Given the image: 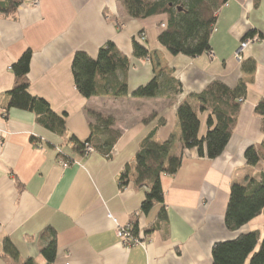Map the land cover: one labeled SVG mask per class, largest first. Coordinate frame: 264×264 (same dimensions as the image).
Returning <instances> with one entry per match:
<instances>
[{
    "label": "crops",
    "instance_id": "0c3cea01",
    "mask_svg": "<svg viewBox=\"0 0 264 264\" xmlns=\"http://www.w3.org/2000/svg\"><path fill=\"white\" fill-rule=\"evenodd\" d=\"M166 21V15L133 18L119 0H39L37 6L30 0L14 16H0V264L28 257L44 264L40 249L48 229L57 238L53 264H213L215 242L249 231L263 237L264 212L236 232L227 230L225 212L232 183L264 174V135L253 114L264 98V0H227L217 12L211 53L196 57L173 55L159 43ZM249 31L256 33L238 61L235 52ZM134 40L145 43L147 57L135 56ZM108 41L130 60L128 94L84 98L73 82V55L96 58ZM28 49L29 90L56 113H66L64 137L39 126L33 112L11 109L3 116L13 87L11 65ZM154 78V96H132ZM216 79L247 87L229 143L215 159L186 150L177 173L161 177L163 202L143 212L149 192L132 181L136 152L154 130L156 141L178 133V105ZM92 112L112 117L120 133L108 154L95 149L83 155L68 141L70 134L80 141L90 136ZM33 136L40 141L35 144ZM250 146L260 156L255 166L246 163ZM59 150L79 164L59 167ZM126 167L130 178L121 187ZM135 224L141 243L125 247L117 229ZM5 238L18 250V260L3 254Z\"/></svg>",
    "mask_w": 264,
    "mask_h": 264
},
{
    "label": "trees",
    "instance_id": "16d2710c",
    "mask_svg": "<svg viewBox=\"0 0 264 264\" xmlns=\"http://www.w3.org/2000/svg\"><path fill=\"white\" fill-rule=\"evenodd\" d=\"M30 0H0V16H14L18 8ZM129 16L147 18L166 15L167 21L158 36L159 43L173 54L196 57L202 53H211L210 36L216 21L217 12L227 0H119ZM249 31L243 40L255 35ZM134 54L147 57L149 52L145 43L133 41ZM32 51L26 50L11 65L14 75L13 87L9 91L8 103L2 108L3 116L8 117L11 109L30 111L35 114L36 123L47 131L64 137L67 135L66 113L58 114L42 97L33 95L28 78ZM129 58L117 46L108 41L98 50L96 58L85 52H76L71 63V72L75 88L84 98L93 96L121 97L128 94L126 72ZM253 67L249 71H252ZM122 74V78L119 77ZM157 79L132 92L134 97H152L158 89ZM247 87L243 82L231 87L225 82L213 80L203 91L189 95L177 107L180 124L179 132L170 134L164 141L155 140V130L143 142L135 154L132 181L137 188H148L141 209L147 213L156 203L164 199L161 186L162 176H174L179 170L186 150L195 151L199 157L215 159L224 152L235 130ZM94 122L89 124L90 136L80 141L70 134L68 141L74 150L86 154L87 144L94 151L108 154L113 149L120 133L114 130V119L98 113H89ZM253 114L260 119L264 135V98L254 107ZM165 121L162 120L161 124ZM35 144L40 141L31 137ZM264 149V139L262 142ZM248 166H255L260 156L253 146L245 151ZM56 162L67 161L68 166L74 158L63 151L57 153ZM67 166V167H68ZM66 167V168H67ZM65 169V168H64ZM130 178L129 168L120 175V186L124 187ZM264 212V174L258 177L247 175L243 182H234L230 186L229 200L225 212V226L231 232L238 231L256 216ZM165 214L162 211V216ZM164 217V216H163ZM131 232L138 236L135 224ZM48 242L40 249L44 264H53L57 256V238L55 231L48 229ZM256 247H258L256 249ZM3 254L19 259V252L9 238L3 242ZM213 264H264V235L259 231L239 234L229 241L215 242L212 246ZM19 264H40L35 258L28 257Z\"/></svg>",
    "mask_w": 264,
    "mask_h": 264
},
{
    "label": "built area",
    "instance_id": "2783aa9c",
    "mask_svg": "<svg viewBox=\"0 0 264 264\" xmlns=\"http://www.w3.org/2000/svg\"><path fill=\"white\" fill-rule=\"evenodd\" d=\"M31 1H32V5L33 6H37L39 4V0H31ZM161 27L164 28L165 24L163 23L161 25ZM141 38H142V40L145 39L144 36H142ZM252 41H253L252 39L248 38L246 40H243L240 43V46H239L238 50L235 52V58L238 61H242L243 55H244L245 51L247 50V48H249V46L251 45ZM85 146H86V151H85L86 154L94 152L93 146H91L89 144H87ZM59 152H61V151L59 150ZM73 163L79 164V161L77 159H75L73 161ZM57 164H58L59 167H61L63 169L66 168L69 165V163L67 161H64L62 159H60L57 162ZM108 216L110 218H113L111 214H109ZM131 229H132L131 225H126V226H123V227H119L117 229V235L120 238L122 245L125 246V247H132L134 245H137V244L141 243L140 237L139 236H133V234L131 232Z\"/></svg>",
    "mask_w": 264,
    "mask_h": 264
}]
</instances>
